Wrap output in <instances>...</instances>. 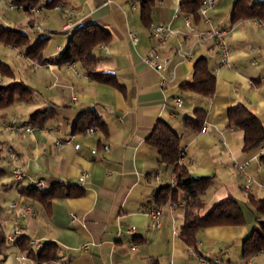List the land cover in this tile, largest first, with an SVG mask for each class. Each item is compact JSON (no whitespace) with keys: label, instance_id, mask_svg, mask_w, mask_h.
Returning <instances> with one entry per match:
<instances>
[{"label":"crops","instance_id":"obj_1","mask_svg":"<svg viewBox=\"0 0 264 264\" xmlns=\"http://www.w3.org/2000/svg\"><path fill=\"white\" fill-rule=\"evenodd\" d=\"M52 1L37 0L31 12L28 1L0 0V32L18 31L28 37V43L19 46L0 38V63L11 70L10 75L0 71V90L15 82L34 90L29 99L16 96L11 105L0 106V224L5 236L17 225L20 237L39 239L43 245L51 241L58 249L54 260H41L37 245L29 242L23 249L6 240L0 247V264H197L203 257L264 264V249L243 255V241L257 225L249 196L264 198V147L244 151L243 131L228 123L229 110L243 104L264 124V22L234 19L237 0H216L205 16L189 14L194 31L187 36L188 13L181 10L185 0H157L148 24L134 0ZM87 23L110 32L108 41L94 47V73L113 74L118 85L88 73L78 59L72 65L58 62L59 48L65 50L73 32ZM156 24L173 30L164 44L152 35ZM214 28L227 31L230 56L224 65L214 41L199 36ZM130 32L139 37L137 43L129 38ZM41 39V60L28 57L26 52ZM152 49L167 59L166 70L159 72L143 62ZM199 58L207 60L215 77L211 95L183 87L193 81ZM196 110L205 111V132L185 123V117H196ZM49 111L44 121L30 119ZM89 111L102 125H92L97 130L87 135L76 123ZM159 121L180 136L181 146L188 145L190 173L212 178L200 215L233 197L243 202V225L204 228L196 248L180 238L185 193L162 204L156 198L161 188L175 185L173 167L162 163L158 148L147 141ZM11 125L24 130L10 131ZM247 160L246 171L253 179L250 190L245 189V174L233 166L234 161ZM14 165L25 170L20 184L7 176ZM84 171L90 175L81 185L83 194L54 197L49 206L20 192L38 180L45 182L46 191L76 184ZM13 202L31 204L34 214H20L10 208ZM151 208L160 209L158 219L148 213ZM131 225L136 227L132 237L118 235L119 227Z\"/></svg>","mask_w":264,"mask_h":264},{"label":"trees","instance_id":"obj_2","mask_svg":"<svg viewBox=\"0 0 264 264\" xmlns=\"http://www.w3.org/2000/svg\"><path fill=\"white\" fill-rule=\"evenodd\" d=\"M19 2L21 0H18ZM28 1L26 8L31 7L37 0ZM140 6L141 19L148 24L151 19L152 7L157 0H134ZM53 3L56 0L52 1ZM202 0H185L181 2V10L185 13L198 17V10ZM234 19L257 18L264 22V1L237 0L233 9ZM0 38L12 45H23L28 43V37L18 31L1 30ZM110 38V32L95 23H87L76 29L68 45L58 60L61 62H71L79 60L88 73L95 75L101 81L118 85L116 77L110 73H94V66L97 57L94 47L100 42H106ZM43 39L32 46L26 55L30 58L41 60ZM0 71L10 75L11 70L8 65L0 63ZM193 81L185 83L183 87L195 92L211 95L214 92L215 77L210 72L207 60L199 58L194 65ZM34 92L33 88L23 82L12 83L0 90V106L11 105L15 97L26 100ZM50 114L35 113L31 116V121L41 118L44 121ZM205 117L204 110H196V117H185V123L191 124L195 128H201ZM34 123V122H33ZM229 125L240 128L243 131V150L250 151L255 148L264 147V124L246 105L238 104L228 112ZM80 129L85 130L92 125H102L93 111L83 113L77 120ZM147 141L156 146L159 151L160 161L173 167L175 175L174 187L166 186L160 189L156 198L162 204L167 200L176 201L179 192L185 193L184 199V222L180 227L179 236L189 246L196 248L198 233L200 230L211 226H237L245 223L243 202L230 197L218 202L206 215L201 216L199 211L204 205L203 196L211 185V177H195L186 165H179L177 158L181 149V138L175 133L168 123L159 121ZM260 163L264 168V153L260 155ZM33 199L42 201L49 206L54 197H64L83 194V188L76 184L55 185L49 191L41 192L35 186L22 188L20 190ZM249 201L256 214V227L243 241V255L251 256L261 249H264V198L249 196ZM1 223V222H0ZM6 236L0 224V247L5 243ZM29 240L19 237L15 244L23 249L27 248ZM58 246L54 242H46L41 248L38 256L41 260H54L56 258ZM150 264H156L154 261Z\"/></svg>","mask_w":264,"mask_h":264},{"label":"built area","instance_id":"obj_3","mask_svg":"<svg viewBox=\"0 0 264 264\" xmlns=\"http://www.w3.org/2000/svg\"><path fill=\"white\" fill-rule=\"evenodd\" d=\"M215 6H216V0H202L200 8L198 10V15L205 16L207 10L214 8ZM29 10L31 12H33L36 10V8L35 7H29ZM69 26L70 25L67 24L65 26V29H68ZM185 26L187 28V31L185 34L187 36H190L194 31V23H193V18L189 14H187V16L185 17ZM172 34H173V30L164 24H156L152 28V35L156 39L158 44H164L166 42V40L168 39V37ZM226 34H227V31L224 28H214V29H209V30H206V31L199 33V36L202 39L213 40L214 43L219 48L220 65L227 64L228 60H229V56H230V49H229V47L225 41ZM129 38L131 39V41L133 43H137L139 40V37L133 32L129 33ZM59 50L61 53L64 52V49H62V48H59ZM179 51L182 52L181 49H179ZM183 54L185 57H191V53L185 52ZM143 62L147 66L154 68L159 72L166 70L167 63H168L167 59H165L162 56L161 52H159L157 49L150 50L147 53V55H145L143 57ZM69 63H70V65L73 64V62H69ZM165 83H166V79L162 78V85H165ZM175 101L178 105L183 104V101L181 98H177ZM8 129L10 131L24 130V128L16 127L15 125L9 126ZM96 130H97L96 126H89L85 129V133L87 135H90V134L94 133ZM201 130H202V132H205L207 130V127H202ZM61 144H62L61 140L56 141L57 146H60ZM77 147H78V145H77ZM104 148L107 150L109 148V146L106 144V145H104ZM187 151H188V145H183L179 151L178 158H177V163L179 165H186ZM92 152L95 153L96 150L94 149V150H92ZM249 165H250L249 160L244 161V162L234 161V163H233V166L235 167V169H237L238 171L245 174V177H246L245 189L246 190H250L251 183L253 182L251 175L246 171V168ZM12 174L14 176V182L20 184L23 181V178L25 176L24 167L22 165H14L12 167ZM89 175L90 174L88 171H84L83 173H81V175L78 177V179L76 181L77 184L80 186L83 185L86 182ZM35 187L41 192H46L45 182L42 180H38L35 184ZM171 206L173 207L174 203ZM10 208L18 210L20 214H24V215L34 214V208L31 204H19L18 202H13V203H11ZM148 213L151 216L158 219L161 211L159 208H151L148 210ZM71 216H72V218L75 217L74 214H72ZM135 233H136V227L133 225L127 226L125 228L119 227V229H118V235L125 234L128 237H132ZM19 237H20V230H19L18 226L16 225L14 230L6 236V240H8L11 243H16V241ZM29 242H30V244H32V245L35 244L40 248L43 247V243L39 239H31ZM261 250H263V249H261ZM197 264H229V263L222 261L220 259L214 258V257H203V258H200L198 260Z\"/></svg>","mask_w":264,"mask_h":264},{"label":"rangeland","instance_id":"obj_4","mask_svg":"<svg viewBox=\"0 0 264 264\" xmlns=\"http://www.w3.org/2000/svg\"><path fill=\"white\" fill-rule=\"evenodd\" d=\"M7 176H8V178H9V177H12V180H11V181L14 182V176H13V174H12V175H9V174H8Z\"/></svg>","mask_w":264,"mask_h":264}]
</instances>
